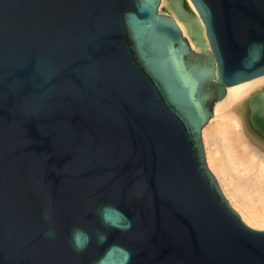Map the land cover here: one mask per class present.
<instances>
[{"label": "water", "instance_id": "water-1", "mask_svg": "<svg viewBox=\"0 0 264 264\" xmlns=\"http://www.w3.org/2000/svg\"><path fill=\"white\" fill-rule=\"evenodd\" d=\"M168 1L0 0V264H264L200 134L264 74V0Z\"/></svg>", "mask_w": 264, "mask_h": 264}, {"label": "bare ground", "instance_id": "bare-ground-1", "mask_svg": "<svg viewBox=\"0 0 264 264\" xmlns=\"http://www.w3.org/2000/svg\"><path fill=\"white\" fill-rule=\"evenodd\" d=\"M183 1L204 30L193 4ZM167 4L163 0V7ZM174 22L188 47L201 53L184 26ZM200 134L207 168L230 207L247 226L264 228V74L225 86Z\"/></svg>", "mask_w": 264, "mask_h": 264}, {"label": "clouds", "instance_id": "clouds-1", "mask_svg": "<svg viewBox=\"0 0 264 264\" xmlns=\"http://www.w3.org/2000/svg\"><path fill=\"white\" fill-rule=\"evenodd\" d=\"M45 219L50 220V217L46 216ZM129 227H130V223H129ZM46 235L50 238H54L55 236L54 229L50 228L49 232L46 233ZM71 238H72L73 247L76 251H83L84 247H86L87 243L90 240L88 234L79 228L73 229Z\"/></svg>", "mask_w": 264, "mask_h": 264}, {"label": "rangeland", "instance_id": "rangeland-1", "mask_svg": "<svg viewBox=\"0 0 264 264\" xmlns=\"http://www.w3.org/2000/svg\"><path fill=\"white\" fill-rule=\"evenodd\" d=\"M194 51V50H193ZM215 101V100H214ZM216 104V103H215ZM215 104H214V106H215ZM214 106H213V109H214ZM212 108V107H211ZM234 208V207H233ZM235 209V208H234ZM236 210V209H235Z\"/></svg>", "mask_w": 264, "mask_h": 264}]
</instances>
